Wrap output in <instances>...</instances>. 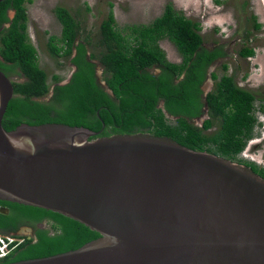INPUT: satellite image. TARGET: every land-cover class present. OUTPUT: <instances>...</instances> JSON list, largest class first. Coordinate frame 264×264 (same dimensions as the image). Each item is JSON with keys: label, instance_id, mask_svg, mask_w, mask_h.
<instances>
[{"label": "water", "instance_id": "water-1", "mask_svg": "<svg viewBox=\"0 0 264 264\" xmlns=\"http://www.w3.org/2000/svg\"><path fill=\"white\" fill-rule=\"evenodd\" d=\"M13 81L0 71V201L100 237L9 264H264V178L249 167L148 133L96 137L54 123L7 132Z\"/></svg>", "mask_w": 264, "mask_h": 264}, {"label": "trees", "instance_id": "trees-1", "mask_svg": "<svg viewBox=\"0 0 264 264\" xmlns=\"http://www.w3.org/2000/svg\"><path fill=\"white\" fill-rule=\"evenodd\" d=\"M30 2H0V71L9 78L22 79L12 82L13 97L2 119L7 132L19 124L54 123L99 132L96 137L149 133L170 138L194 151L238 162L264 178V168L238 159L253 137L255 114H264V109L261 104L256 108V96L226 74V64L222 65L221 76L210 73L214 88L203 97L200 87L208 69L226 52L218 42L211 48L203 46L199 22L167 3L150 24L118 29L110 9L92 43L88 35H81L76 18L67 9L56 7L54 14L61 32L59 37H48L46 48L51 58L66 60L76 68L68 83L62 85L61 77L56 75L51 76L49 83L38 64L37 51L27 34L25 4ZM251 22L259 30L261 26L254 16ZM163 39L174 45L181 62L167 60L159 46ZM253 55L252 48L239 51L242 58ZM98 66L102 68L101 80L96 76ZM152 68H158L159 73L153 74ZM160 102L163 108L159 107ZM204 115L207 118L197 124ZM0 207L8 209L6 214L0 213L2 235L44 218L54 231L49 235L46 230L36 229V241L16 239L21 240L20 244L0 259V264L73 251L100 237L86 226L51 211L6 201H0Z\"/></svg>", "mask_w": 264, "mask_h": 264}, {"label": "rangeland", "instance_id": "rangeland-1", "mask_svg": "<svg viewBox=\"0 0 264 264\" xmlns=\"http://www.w3.org/2000/svg\"><path fill=\"white\" fill-rule=\"evenodd\" d=\"M167 3H171L185 17L200 23L204 47L211 48L214 42L223 46L226 56L210 72L221 76L222 65L226 64V74L233 76L239 87L256 96V108L261 104L264 109V0H31L25 4L27 34L37 51L38 64L48 76V82L50 83L52 75H56L61 77V84H64L73 68L66 60L51 58L46 48L48 37H59L61 32V25L54 14L56 7L67 9L79 22L81 35H88L94 43L99 25L110 9L116 27L123 29L127 26L150 24L162 14ZM251 16L260 24L259 30L253 28ZM159 46L169 62L181 61L170 41L163 39L159 41ZM242 48H252L254 55L250 58L240 57L239 51ZM97 73L100 74V68ZM12 79L20 82L18 78ZM255 116L257 124L252 141H248L238 159L264 168V114L258 112ZM260 121H263L262 127L258 126Z\"/></svg>", "mask_w": 264, "mask_h": 264}, {"label": "flooded vegetation", "instance_id": "flooded-vegetation-1", "mask_svg": "<svg viewBox=\"0 0 264 264\" xmlns=\"http://www.w3.org/2000/svg\"><path fill=\"white\" fill-rule=\"evenodd\" d=\"M181 62V61H180ZM217 63V62H216ZM215 63V64H216ZM70 64V66L73 68V72H75V70H76V68L71 64V63H69ZM214 64V65H215ZM213 65V66H214ZM212 66V67H213ZM211 67V68H212ZM100 68V74H98L97 73V70ZM211 68H209L208 69V74H207V76H206V79H205V81L201 84V90H202V92H203V97L204 96H206V94L209 92V91H211L213 88H214V80H212L211 79V77H210V73H212V72H210V69ZM97 70H96V76H97V78L99 79V80H101V74H102V68L100 67V66H98L97 67ZM153 74H158L159 73V69L158 68H152L151 70H150ZM73 72L71 73V75L73 74ZM71 75L69 76V78H68V80L65 82V84L66 83H68V81H69V79H70V77H71ZM100 75V76H99ZM15 78H17V77H15ZM19 80H20V82L22 81V79L21 78H18ZM15 81H16V79H15ZM62 85H64V84H62ZM101 85H102V83H101ZM52 89V88H51ZM52 92V91H51ZM50 92V93H51ZM49 95H51V94H49ZM48 98H49V96H48ZM46 99V98H45ZM159 107L160 108H163V103H161L160 102V104H159ZM207 118V116L206 115H204V116H202V118H200V119H198V121H197V124H198V122H200V124L199 125H201L202 124V122L205 120ZM149 134V133H148ZM252 141V139L249 141V142H251ZM2 208H4V207H0V209H2ZM4 209H7V208H4ZM8 210V209H7ZM35 226V227H34ZM36 229H42V230H46L48 233H49V235H52L53 234V229H52V227L50 226V221L48 220V219H46V218H44V219H42L41 221H39V222H37V223H26V224H24V225H22V226H20L19 228H17V230L15 231V232H13V233H11L10 235L11 236H13L15 239H18V238H26V239H29V240H33V241H36V238H35V230Z\"/></svg>", "mask_w": 264, "mask_h": 264}, {"label": "built area", "instance_id": "built-area-1", "mask_svg": "<svg viewBox=\"0 0 264 264\" xmlns=\"http://www.w3.org/2000/svg\"><path fill=\"white\" fill-rule=\"evenodd\" d=\"M20 242L21 240L17 241L11 235L0 234V258L13 251L20 244Z\"/></svg>", "mask_w": 264, "mask_h": 264}, {"label": "clouds", "instance_id": "clouds-1", "mask_svg": "<svg viewBox=\"0 0 264 264\" xmlns=\"http://www.w3.org/2000/svg\"><path fill=\"white\" fill-rule=\"evenodd\" d=\"M10 13H11V14H12V16H13V12H10ZM10 13H9V14H10ZM12 16H9V17H10V18H12ZM14 81H15V79H14ZM259 123H260V125H259V126H261V127H262L263 125H262L261 123H263V121H260ZM263 128H264V126H263ZM242 153H243V152H242ZM242 153H241V155H242ZM8 254H9V253H8ZM8 254H7V255H8ZM7 255H6V256H7ZM4 257H5V256H4ZM4 257H2V258H4ZM2 258H0V259H2Z\"/></svg>", "mask_w": 264, "mask_h": 264}]
</instances>
